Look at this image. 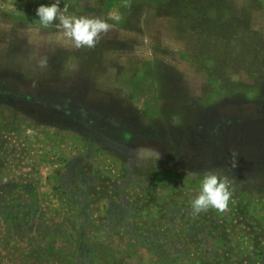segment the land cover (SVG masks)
Masks as SVG:
<instances>
[{
	"label": "rangeland",
	"instance_id": "1",
	"mask_svg": "<svg viewBox=\"0 0 264 264\" xmlns=\"http://www.w3.org/2000/svg\"><path fill=\"white\" fill-rule=\"evenodd\" d=\"M54 2L0 0V79L45 102L0 99V264H264V0H59L113 26L92 49ZM209 171L228 209L193 214Z\"/></svg>",
	"mask_w": 264,
	"mask_h": 264
},
{
	"label": "clouds",
	"instance_id": "2",
	"mask_svg": "<svg viewBox=\"0 0 264 264\" xmlns=\"http://www.w3.org/2000/svg\"><path fill=\"white\" fill-rule=\"evenodd\" d=\"M59 0L51 4H41L36 9L39 23L43 28L51 27L54 23L59 29L57 42L63 46L71 44L74 48L92 49L99 42L102 34H107L112 30L109 24L101 16H73L66 15L67 6L63 9L59 6ZM119 19V17H116ZM58 21V23H56ZM39 67L43 68L47 64V58L37 61ZM137 155L154 156L160 158L159 152L151 147H139L136 149ZM232 158V167L236 166V153ZM232 191L230 190L227 178L218 176L215 172H207L201 181L200 190L191 201L193 214L207 212L215 209L218 212H225L228 209Z\"/></svg>",
	"mask_w": 264,
	"mask_h": 264
},
{
	"label": "trees",
	"instance_id": "3",
	"mask_svg": "<svg viewBox=\"0 0 264 264\" xmlns=\"http://www.w3.org/2000/svg\"><path fill=\"white\" fill-rule=\"evenodd\" d=\"M4 75V77H2L0 79V87H8V76L7 74H2ZM6 75V76H5ZM58 95H51V100L49 101V105H44L42 106L43 108H41L40 106L37 107L36 112H34L33 110H30V108L25 107L26 109H29V111H33V113L36 115V117L41 121V122H45L46 120L50 118L55 119V114L58 111L56 109L57 104H56V100L58 99ZM0 99L3 101H6L8 105H13V106H17L19 103L20 104H26V105H30L31 107L34 105H41L42 102L45 103L43 101L44 99V95L42 93V90L37 91L36 93H21V91L18 90H14V89H6L5 90H0ZM64 106V105H63ZM62 106V107H63ZM62 109V108H61ZM79 111L76 113H73L70 109L68 110L71 116H74V122L78 124L77 121H79L77 118H83V115L85 114V112L87 110H83V109H78ZM80 112H83V114H81ZM197 127H200V125L198 124ZM259 138H261L259 136ZM243 154L240 158V161L244 162L243 164H241L243 167H245L246 169L249 168L248 166L245 165V163H249L247 162V160L249 158H252L251 156V150H250V146L248 144H246L245 149H242ZM239 159V158H237ZM255 164V163H253ZM262 166H264V160L262 162ZM241 169V168H240ZM261 169V168H260ZM264 169V168H263ZM262 169V170H263Z\"/></svg>",
	"mask_w": 264,
	"mask_h": 264
}]
</instances>
